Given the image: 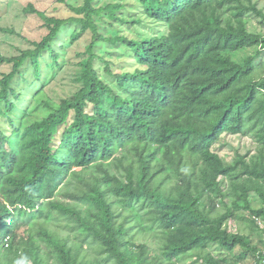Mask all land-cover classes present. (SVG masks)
I'll return each mask as SVG.
<instances>
[{
	"label": "trees",
	"instance_id": "1",
	"mask_svg": "<svg viewBox=\"0 0 264 264\" xmlns=\"http://www.w3.org/2000/svg\"><path fill=\"white\" fill-rule=\"evenodd\" d=\"M68 7L67 19L25 7L47 34L0 53L9 67L0 73V264L256 261L263 12L253 0ZM249 15L261 19L258 32ZM83 35L84 50L68 59ZM64 71L68 92L47 96ZM234 137L253 147L232 145L228 160L220 151ZM229 220L245 231H229Z\"/></svg>",
	"mask_w": 264,
	"mask_h": 264
},
{
	"label": "rangeland",
	"instance_id": "2",
	"mask_svg": "<svg viewBox=\"0 0 264 264\" xmlns=\"http://www.w3.org/2000/svg\"><path fill=\"white\" fill-rule=\"evenodd\" d=\"M3 1V2H2ZM0 0V29L8 28L15 31L16 34L9 35L0 31V53L3 56L17 55L19 50H24L30 47L29 42H40L43 37L47 34V30L43 28V20L36 14L24 13L25 7L32 5L37 11L45 13L49 17H55L60 19H67L74 17L75 15L71 12L68 6L79 7L83 4V0H64V3L56 2L55 0ZM107 2L110 0H101ZM257 5V8L263 12L264 15V1L253 0ZM250 22L248 28L252 31L258 32L260 29L261 19L253 15H249ZM89 35H83L79 41L73 45L67 53V58L70 60L74 59V54L77 51H83L84 45L89 41ZM68 39L67 35L62 34L58 40L65 41ZM253 54L254 51H249ZM243 54L237 55L236 58H241ZM259 62L264 66V53L261 55ZM8 66H0V73L7 72ZM67 70V69H66ZM69 71H64L59 75L58 83L51 84L47 90V96L59 98L65 95L70 89L71 83L69 81ZM38 114H42L38 112ZM226 142V140H225ZM228 145H225L220 153L229 158L233 154L234 145L240 152L245 153L251 145L250 137L246 138H228ZM225 143V144H227ZM240 214H245V211H239ZM225 227L229 231L242 233L245 231V226L237 221L229 220L225 223ZM264 247V245H263ZM215 251V250H214ZM217 252V251H215ZM241 252L239 247L235 248L232 255L235 256ZM219 254V253H216ZM241 264H254V260L247 256Z\"/></svg>",
	"mask_w": 264,
	"mask_h": 264
},
{
	"label": "built area",
	"instance_id": "3",
	"mask_svg": "<svg viewBox=\"0 0 264 264\" xmlns=\"http://www.w3.org/2000/svg\"><path fill=\"white\" fill-rule=\"evenodd\" d=\"M260 230L264 232V217H257L255 219ZM263 245H264V233H263ZM254 264H264V248H262L256 255V261Z\"/></svg>",
	"mask_w": 264,
	"mask_h": 264
}]
</instances>
